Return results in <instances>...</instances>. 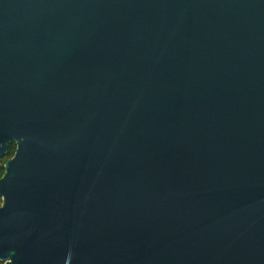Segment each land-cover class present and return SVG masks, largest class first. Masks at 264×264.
I'll list each match as a JSON object with an SVG mask.
<instances>
[{
  "label": "water",
  "instance_id": "95a60500",
  "mask_svg": "<svg viewBox=\"0 0 264 264\" xmlns=\"http://www.w3.org/2000/svg\"><path fill=\"white\" fill-rule=\"evenodd\" d=\"M1 264H264V0H0Z\"/></svg>",
  "mask_w": 264,
  "mask_h": 264
},
{
  "label": "trees",
  "instance_id": "16d2710c",
  "mask_svg": "<svg viewBox=\"0 0 264 264\" xmlns=\"http://www.w3.org/2000/svg\"><path fill=\"white\" fill-rule=\"evenodd\" d=\"M14 151H15V145H14V143H11L8 146L7 154L4 157L0 158V178L2 177V175L4 173V164H5L6 160H8L9 158H11L13 156ZM0 205H1V198H0Z\"/></svg>",
  "mask_w": 264,
  "mask_h": 264
}]
</instances>
